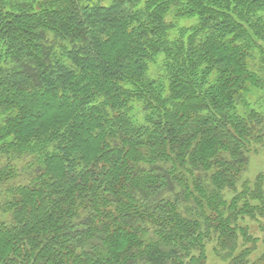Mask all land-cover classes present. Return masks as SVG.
<instances>
[{
    "label": "trees",
    "instance_id": "1",
    "mask_svg": "<svg viewBox=\"0 0 264 264\" xmlns=\"http://www.w3.org/2000/svg\"><path fill=\"white\" fill-rule=\"evenodd\" d=\"M259 149L264 0H0V264H264Z\"/></svg>",
    "mask_w": 264,
    "mask_h": 264
},
{
    "label": "rangeland",
    "instance_id": "2",
    "mask_svg": "<svg viewBox=\"0 0 264 264\" xmlns=\"http://www.w3.org/2000/svg\"><path fill=\"white\" fill-rule=\"evenodd\" d=\"M261 174L264 176V154L259 149L257 153H252L251 154L250 163H249V166H248V169H247L246 173L243 176V180H247V181L253 182L255 180V178L257 176L261 175ZM246 224H248L250 226V228H251L253 233H256L257 236H261L260 234H258V230L256 229L257 228V226H256L257 223L247 220ZM261 252L262 251H260L258 253V255ZM206 264H225V263L221 262L213 254L209 253L208 261H207Z\"/></svg>",
    "mask_w": 264,
    "mask_h": 264
}]
</instances>
